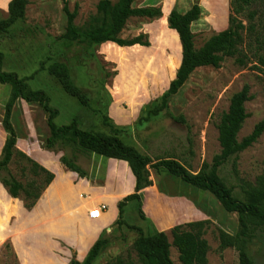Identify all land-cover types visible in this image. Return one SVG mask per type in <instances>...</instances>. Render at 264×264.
I'll use <instances>...</instances> for the list:
<instances>
[{
	"label": "rangeland",
	"instance_id": "1",
	"mask_svg": "<svg viewBox=\"0 0 264 264\" xmlns=\"http://www.w3.org/2000/svg\"><path fill=\"white\" fill-rule=\"evenodd\" d=\"M98 1L29 0L24 20L17 21L8 32H0L3 71L13 72L19 78L33 76L27 83L32 89L43 90L50 97L51 106L58 111L54 119L56 125H67L75 118L83 130L108 133V128L101 124L94 112L108 104V116L114 123L120 127H130L122 134L126 144L150 157L152 163L173 157L195 174L203 163L211 165L213 157L220 153L217 125L228 110L232 95L244 85H248L251 99L245 103L248 117L237 139L240 141L251 133L258 122L264 121V67L259 62V58L264 57V6L254 7L257 10L253 21L255 32L243 33L244 43L240 49L244 64L238 63L236 57H224L220 68H197L170 99L168 108L138 127L135 122L142 106L160 97L176 73L181 60V48L176 35L168 26L165 27L161 18H130L120 34L123 39L142 34L149 42L147 47L119 49L103 45L90 51L84 45L67 48L58 42L57 37L64 32L66 25L63 5L66 3L70 11L77 6L74 23L81 26L96 12ZM191 1L184 0V3ZM201 1L202 15L200 13L191 30L195 35L196 49L213 33L228 25V19L225 18L229 15V0ZM7 2L0 0V19L7 17ZM138 5L139 2L136 3ZM155 7H161V4ZM239 18L245 26L248 25L245 17ZM41 61L46 62L45 66L52 61L65 62L74 83L92 99L91 109L81 107L69 97L45 70L38 71ZM100 90L104 104L93 101L98 98ZM9 94L10 86L0 84V121ZM179 116L184 118L185 123L172 118ZM123 118L130 119V123L117 124ZM11 122L18 137L17 149L39 165L48 153L59 160L63 153L69 155L72 151L67 146L63 152L54 154L43 148V141L48 135L46 114L37 104L18 101L13 108ZM4 139L5 132L0 122V151ZM75 154L79 159L77 165L83 171L89 170L94 164L92 158L95 154ZM233 159L230 158L219 167L218 175L233 189L235 195L241 197V185L253 184L256 177L264 172V132L252 146L238 154L235 170ZM21 165L24 166L25 162L16 158L9 164V170L24 183L27 179L20 175ZM99 171L97 174L101 176ZM149 174L157 189L163 191L160 193L186 197L192 204L165 200L159 202L154 193L148 191L144 203L142 200L145 215L153 216V208L160 207L167 215L168 223L173 221L171 215L180 218L182 214L184 217L190 215L187 222L208 220L203 235L209 247L207 264H238L237 251L234 248L221 249L218 238L220 231L229 235L238 232L237 214L226 212L209 192L184 184L169 176L163 168L158 171L149 168ZM33 208L25 209L23 201L11 198L0 184V264H69L73 257L82 261L84 257L78 258L72 246L76 239L73 231L66 236L65 241L61 236L58 237L57 224L52 225L50 230L47 225L43 227L51 214L56 218L57 209L48 203ZM121 219V224L114 223L104 229L108 245L93 264H141L133 243L140 234L154 233L155 225L150 218L142 220L132 203L126 205ZM158 225L163 227L160 222ZM166 235L171 244L170 232L167 231ZM248 252L253 264H264V233L256 232ZM170 258L173 264H182L172 245Z\"/></svg>",
	"mask_w": 264,
	"mask_h": 264
},
{
	"label": "trees",
	"instance_id": "2",
	"mask_svg": "<svg viewBox=\"0 0 264 264\" xmlns=\"http://www.w3.org/2000/svg\"><path fill=\"white\" fill-rule=\"evenodd\" d=\"M136 1L100 0L96 5V12L81 26L74 23L77 6L70 11L65 3L62 10L66 25L64 32L57 37L58 42L67 48L84 45L90 51L97 50L105 44H113L120 48L134 45L149 46L148 40L142 34L132 39H123L120 36L130 18L156 20L162 16L161 7H133L132 4ZM28 3L29 0L8 2L7 17L0 19L1 33L8 32L17 21L24 20ZM260 5L264 6V0H229L227 27L213 33L198 49L194 46L195 35L191 31V24L199 19L201 13L199 5L193 4L183 14L171 9L167 16V26L177 34L181 60L175 77L170 81L166 91L142 106L135 126L142 127L152 117L166 110L170 99L178 93L197 68H220L224 57H236L238 63L244 64L240 49L244 43L243 33L255 32L253 21L257 10L254 7ZM240 16L248 21L247 26L240 20ZM262 28L264 30V22ZM3 58V53L0 52V84L9 85L10 94L0 121L5 132L0 151V184L11 198L21 199L24 208L31 210L54 178L50 171L17 149L18 137L11 119L15 104L23 101L26 104H37L46 114L48 135L42 145L45 150L56 154L63 152L67 146L71 148L69 155L63 153L59 157L60 164L66 170L76 173L80 178L87 177L86 172L77 165L76 152L92 153L127 163L135 180L134 192L118 202L116 224H121L124 208L128 203L135 204L142 220L148 219L142 209V200L143 190L153 185L149 168L155 171L163 168L169 176L179 179L184 184L209 192L226 212L237 214L238 232L229 235L220 231L219 247L234 248L238 253V264H253L248 252L249 245L257 231L264 233V172L256 177L253 184L241 185V197L235 195L233 189L218 175L219 167L230 158H234L235 170L238 154L252 146L264 132V121H260L249 135L240 141L237 139L238 132L248 117L245 110V103L251 99L248 85H244L240 91L232 95L228 110L219 120L217 131L220 153L213 157L211 165L203 163L200 170L193 174L188 166L173 157L158 159L152 163L150 157L139 152L134 146L126 144L122 140V134L130 127H120L114 123L108 116V104L102 110H94L101 124L108 128V133L83 130L75 118L67 125H56L54 119L58 116V111L51 106L50 97L43 90H35L28 85L27 80L32 79L33 76L19 78L13 72L3 71ZM259 62L264 67V57L259 58ZM45 65L46 62L41 61L38 71L45 70L69 97L76 100L81 107L91 109L92 99L74 83L70 68L65 62L52 61L49 65ZM101 93L102 90L98 91V98L94 99V102L104 104ZM172 118L177 122L185 123L182 116ZM16 158L25 162L24 166L19 167L21 177L27 179L24 183L9 170V164ZM208 223V220L192 221L170 228L171 244L165 232L156 230L150 235L140 234L134 241L133 247L141 264H173L170 258L171 245L177 250L178 259L182 264H207L209 247L203 235L204 227ZM104 234L103 230L82 261L73 257L69 264H93L108 245Z\"/></svg>",
	"mask_w": 264,
	"mask_h": 264
},
{
	"label": "crops",
	"instance_id": "3",
	"mask_svg": "<svg viewBox=\"0 0 264 264\" xmlns=\"http://www.w3.org/2000/svg\"><path fill=\"white\" fill-rule=\"evenodd\" d=\"M9 1L10 0H8V2ZM8 2L5 5V9H7ZM137 2H139L138 6H136ZM194 3L198 4L202 11L203 2H200V0H192L188 4L184 3V0H137L132 6L155 7L161 4L162 16L160 18L163 20L165 27H167V16L171 9H175L183 14L189 10ZM225 19H228V17ZM197 21L198 20L195 22ZM195 22L191 24V30ZM226 27L227 26L219 31L224 30ZM169 30L177 37L174 30ZM177 42L179 44L178 37ZM105 45L115 46L113 44ZM136 46H139V48L144 47L140 45H134L131 47ZM117 48L122 49L120 47ZM174 77L175 74H173L171 80H173ZM168 85L166 87H168ZM139 108L140 107H138L137 111ZM128 123H130V119L123 118V120L117 124L124 125ZM92 159L94 164L91 165L89 170L85 171L87 177L80 178L76 173L66 170L60 164L59 160H57L51 153H48V156L40 161V165L50 171L54 175V178L49 186L42 192L33 208L36 209L40 207L42 203H48L57 209L56 218L51 214V218L49 217L47 223H45V226L43 225V227H46L47 225L48 230H50L52 225L54 226V224H57L58 237L61 236L65 241L66 236L68 237V234L73 231L76 239L72 242V246L77 253V257L80 259L85 257L90 247L98 239L101 231L108 229V227L115 223L118 217V202L124 197L132 194L135 185L134 177L125 161L115 159L105 160L101 157H96V155ZM78 160V157H76V161ZM98 170L102 173L101 176L97 174ZM102 176L103 178H101ZM152 183V186L143 190V203L147 197V192L150 191L154 193V197L157 198L159 202L165 200L175 203L185 202L192 204V202L188 201L186 197L169 196L160 193L157 189L156 183ZM100 205L105 206L101 218L98 220L90 219L88 216L89 210ZM152 214L153 216L147 214L146 216L153 221L155 229L159 232L166 233L170 228L183 224L188 221V218H190V215L184 217V214H182L180 218H175L171 215L170 217L173 218V221L168 223L167 215L160 207L153 208ZM158 222L163 224V227H160Z\"/></svg>",
	"mask_w": 264,
	"mask_h": 264
},
{
	"label": "built area",
	"instance_id": "4",
	"mask_svg": "<svg viewBox=\"0 0 264 264\" xmlns=\"http://www.w3.org/2000/svg\"><path fill=\"white\" fill-rule=\"evenodd\" d=\"M105 208V206L100 205V206H95L88 212V216L92 220H98L102 216V211Z\"/></svg>",
	"mask_w": 264,
	"mask_h": 264
}]
</instances>
